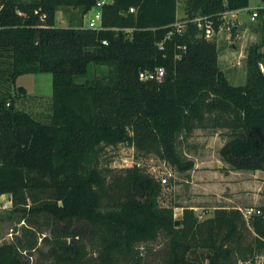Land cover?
I'll list each match as a JSON object with an SVG mask.
<instances>
[{
	"label": "trees",
	"instance_id": "obj_1",
	"mask_svg": "<svg viewBox=\"0 0 264 264\" xmlns=\"http://www.w3.org/2000/svg\"><path fill=\"white\" fill-rule=\"evenodd\" d=\"M178 1H106L96 28L83 22L96 0H0V195L10 194L14 209L56 221L45 236L48 264L264 257V203L248 218L240 208L217 207L201 219L183 206L175 224V205L159 202L157 176L136 164H101L107 146L127 143L135 158L153 154L187 171L194 161L178 149L179 138L224 128L221 159L231 169L264 171V8L257 9L260 40L248 46L245 81L232 84L204 26L210 21L217 33L224 13L248 0H182L181 17ZM67 8L79 13L55 25V12ZM90 63L106 66V74L77 81ZM156 67L164 69L161 79H139V71ZM37 72L51 73L45 119L13 97L17 76ZM33 247L0 243V264H28L25 251Z\"/></svg>",
	"mask_w": 264,
	"mask_h": 264
},
{
	"label": "rangeland",
	"instance_id": "obj_2",
	"mask_svg": "<svg viewBox=\"0 0 264 264\" xmlns=\"http://www.w3.org/2000/svg\"><path fill=\"white\" fill-rule=\"evenodd\" d=\"M107 2L111 0H105ZM261 0H248V6L240 8L237 11V17L224 14V25L217 33L212 32L210 38H214L217 45V51H227L228 58H226L218 66L222 69L228 81L232 84H243L245 81V57L248 46L260 40V27L258 25V16L254 20H250V12L256 9L257 4ZM94 7L89 9L84 17L85 24L88 19L94 16ZM78 12L74 9H59L55 12V25L66 26L70 22L73 15ZM79 13V12H78ZM77 13V15H78ZM177 13L183 15L182 0L177 2ZM233 27V28H232ZM264 49V45L262 46ZM218 63V62H217ZM264 69V66L263 68ZM107 72L106 66L95 65L90 63L85 74L77 76V81H83L86 78L93 76L100 77ZM22 88V90H21ZM52 94L51 73L37 72L24 73L17 76L13 86V97L18 107L28 111L32 115L45 119L50 111V98ZM204 131L211 132V129L195 128L189 136L182 135L178 141V149L185 153L187 157L192 158L195 164V158L203 157L205 155L204 149L205 140L202 142V135ZM202 143V144H201ZM216 143L210 146V154L215 157L217 148ZM135 149L127 143H119L114 146H107L105 148L101 164L113 170H118L127 165L139 161L140 166L147 169L148 172L155 171L158 178L167 175L166 182H161L162 189L159 196V202L162 205L171 204L175 202L169 199L168 187L172 183V179H177V174L174 168L166 161L158 158L153 154L139 155L135 158ZM199 166L200 164L197 163ZM154 175V173L150 172ZM12 206L10 194L3 193L0 195V243L6 241H21L26 243L31 241L34 244L33 248L26 249L28 264H48V257L46 251L50 245L49 239L51 236L50 228L56 224V221L44 213L30 214L22 211L19 207ZM196 213L199 218L206 217L203 212L204 209L198 208ZM182 213V212H181ZM175 218L181 215L174 212ZM46 236V237H45ZM161 239V238H160ZM153 244V243H152ZM158 249L160 245L154 243ZM25 250V249H24ZM23 250V251H24ZM155 260V259H154ZM156 264H163L159 257L156 256ZM257 264V263H256Z\"/></svg>",
	"mask_w": 264,
	"mask_h": 264
},
{
	"label": "crops",
	"instance_id": "obj_3",
	"mask_svg": "<svg viewBox=\"0 0 264 264\" xmlns=\"http://www.w3.org/2000/svg\"><path fill=\"white\" fill-rule=\"evenodd\" d=\"M238 10L226 11L224 14L235 18ZM181 16L182 14L178 15L177 13V17ZM83 22L86 23L85 17H83ZM226 52L218 51L217 62L220 66L228 58ZM224 132V128L211 130V132L204 131L202 142L205 140V144H203L205 155L199 160L195 158L196 162L193 168L183 172L175 171L177 179H172V183L168 187V195H170L169 199L175 201L170 203L175 205L174 212L176 211V214L181 215L183 206L193 207L196 213L198 208H202L205 216H210L217 207L242 208L250 205L259 206L264 203L261 193L264 171L260 169H231L221 159L218 149L226 138ZM214 143L217 144L215 157L210 154V146H213ZM197 163L200 165L198 166Z\"/></svg>",
	"mask_w": 264,
	"mask_h": 264
},
{
	"label": "built area",
	"instance_id": "obj_4",
	"mask_svg": "<svg viewBox=\"0 0 264 264\" xmlns=\"http://www.w3.org/2000/svg\"><path fill=\"white\" fill-rule=\"evenodd\" d=\"M106 1L105 0H96V3L95 5L93 6L95 11H94V16L93 17H90L88 19V23L86 24V26L88 27H99L100 26V19H101V6L103 3H105ZM259 7H262L264 8V3L262 5H257L256 9H253L250 13V20H254L257 15H258V11L257 9ZM129 10H133L132 7L129 8ZM196 20H198V26H202V23L199 21L200 18L199 17H196ZM175 25H177V28L180 29V25H181V22H178L176 23ZM222 29V27L219 29V31ZM213 32V29L211 27V23L210 21H206L205 23V26H204V34L206 37H210L211 34ZM102 42H105V40H102ZM163 73H164V69L163 67H156L154 68L153 70H142V71H139V74H138V77L139 79L141 80H146V79H161V77L163 76ZM133 164H136V165H140V162L139 161H136L134 163H132L131 165ZM131 165H127V166H131ZM152 173H154L155 176L158 177V173L155 172V171H150ZM167 180V175L165 176H161L160 177V182H166ZM243 216L245 218H248L251 214L253 213H259L260 210L259 208H256L255 206H245V207H242L240 208ZM256 260L254 262L252 261H238L237 264H262L263 261H264V257L262 255H257Z\"/></svg>",
	"mask_w": 264,
	"mask_h": 264
},
{
	"label": "water",
	"instance_id": "obj_5",
	"mask_svg": "<svg viewBox=\"0 0 264 264\" xmlns=\"http://www.w3.org/2000/svg\"><path fill=\"white\" fill-rule=\"evenodd\" d=\"M174 223H175V224H178V223H179V218H175V219H174Z\"/></svg>",
	"mask_w": 264,
	"mask_h": 264
}]
</instances>
